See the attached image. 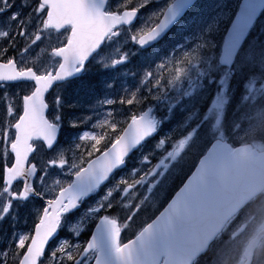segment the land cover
<instances>
[{"label":"snow or ice","instance_id":"1","mask_svg":"<svg viewBox=\"0 0 264 264\" xmlns=\"http://www.w3.org/2000/svg\"><path fill=\"white\" fill-rule=\"evenodd\" d=\"M0 106V264H216L197 236L212 162L264 121V0H0Z\"/></svg>","mask_w":264,"mask_h":264},{"label":"water","instance_id":"2","mask_svg":"<svg viewBox=\"0 0 264 264\" xmlns=\"http://www.w3.org/2000/svg\"><path fill=\"white\" fill-rule=\"evenodd\" d=\"M213 184L208 215L214 226L198 234L197 240L206 246L225 222L251 197L264 187V155L253 159L249 148L235 151L233 155L218 154L211 164ZM258 238L246 247L244 256L250 262Z\"/></svg>","mask_w":264,"mask_h":264},{"label":"rangeland","instance_id":"3","mask_svg":"<svg viewBox=\"0 0 264 264\" xmlns=\"http://www.w3.org/2000/svg\"><path fill=\"white\" fill-rule=\"evenodd\" d=\"M200 2L202 5L207 6L212 0H200ZM161 47L163 52L164 47H166L164 42H162ZM128 83L131 84L132 82L128 81ZM0 115H2V106H0ZM241 136L242 142L240 143H242V145L252 144L256 151L263 150L264 121L253 123L244 130ZM193 159L194 156H189V163H191ZM177 183H179V181H177ZM77 227L78 225L73 224L72 230ZM261 230H264V196L246 210H243L236 217L235 221L226 229L223 242H221L220 238L216 241L214 245V248L217 250L216 264H244L243 250L245 245ZM64 234H67V231ZM81 239H87V236L81 237ZM251 264H264V237L261 238L254 252Z\"/></svg>","mask_w":264,"mask_h":264}]
</instances>
